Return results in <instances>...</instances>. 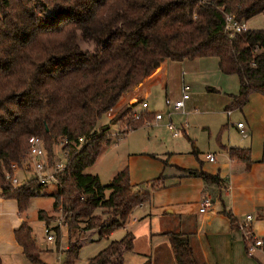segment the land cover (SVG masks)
Returning a JSON list of instances; mask_svg holds the SVG:
<instances>
[{"label":"trees","instance_id":"trees-1","mask_svg":"<svg viewBox=\"0 0 264 264\" xmlns=\"http://www.w3.org/2000/svg\"><path fill=\"white\" fill-rule=\"evenodd\" d=\"M263 10L264 0H0L1 197L17 200L19 212L26 211L45 185L29 178L14 186L6 172L12 163L23 162L31 136L43 139L50 160L55 145L66 140L62 148L68 155L52 194L53 212L63 215L69 234L84 224L85 230L98 229L100 238H108L125 227L134 208L150 195L133 190L128 167L106 185L85 172L110 142L109 126H99V120L162 62L202 57H216L221 72L238 76L231 107L242 109L252 93L264 94V29L248 28L231 37L225 14L246 22ZM128 111L110 122L123 120ZM129 116L123 135L155 118L148 112ZM227 151L231 161L252 162L250 148ZM188 174L220 182L218 174L202 169ZM99 209L107 214L104 220L95 214ZM54 213L40 210L38 215L49 225ZM56 233L59 238L60 229ZM163 234L176 264H205L196 259L187 234ZM14 238L30 262L45 264L28 222L14 230ZM69 240L65 264H74L81 246ZM133 246L134 236L127 231L88 264H124ZM143 264L153 263L149 258Z\"/></svg>","mask_w":264,"mask_h":264},{"label":"rangeland","instance_id":"rangeland-1","mask_svg":"<svg viewBox=\"0 0 264 264\" xmlns=\"http://www.w3.org/2000/svg\"><path fill=\"white\" fill-rule=\"evenodd\" d=\"M246 23L249 29H264V10L247 20ZM82 45L84 48H89L83 43ZM172 62L178 63L175 64L176 77L171 80L169 76V83L164 93L153 101V109L159 110L163 115L164 124L162 126L155 125L153 119L151 124L147 122L138 129L123 135L120 133L121 126L112 123L109 125L110 130L107 131L110 142L103 146L95 163L85 170L86 173L98 175L101 183L106 185L117 171L128 167L133 190L149 194L150 200L144 202L143 206H136L125 225L126 227L114 230L108 238H100L98 229L85 230L84 224H80L76 230L69 234V229L64 224L63 215L56 212L54 213L56 219L49 224L50 227H53L51 234L54 235V239L50 241L45 233L46 222L39 218L38 213L40 210L53 212L52 194L57 191L58 185L49 183L43 186L37 196L29 201L26 211L20 214L21 219L32 227L36 245L41 250L40 259L43 263L65 264L71 237V243L78 242L81 246L74 264H88V261L106 248L112 240H120L127 231L131 232L129 224L134 218L139 219L140 223L153 218L151 225L153 230L163 226L169 227L167 221L174 219L175 216L167 213V207L163 203L169 195L168 189L163 190V180L166 183L167 180L172 179L177 173V167L200 169L203 166L205 169V165H213L205 160L204 155L208 152L217 155L216 151L218 150L216 149H220L218 143L222 137L227 138V133L222 130V125L228 124L229 129H232L234 128L232 124H238L239 119L236 118V115L241 113V109L231 107L230 100V94H236L239 91L238 76L221 72L216 57ZM183 82L190 85L188 91L190 99L186 101L185 107L187 111H183L185 114L171 112L173 103L182 97ZM212 88L216 90L214 91ZM166 95L167 98H165ZM166 99H169L170 105L166 104ZM249 105V122L245 118L240 120L245 126L246 134L248 132L250 136L251 131L253 132L254 153L261 157L264 152V94L255 92ZM230 108H233L231 109L233 114L228 121L226 111ZM136 110L141 112L145 109L140 105L136 107ZM223 115L227 119L216 127ZM129 117L126 116L127 119ZM170 120L174 130L167 127ZM105 121H107V113L102 116L98 125L101 126ZM59 151H61V143L54 147L55 160L66 164V160L62 159V154ZM165 153L167 156L163 155ZM21 166L22 169L28 168L24 166V162ZM22 169L18 173L21 182L34 176L31 170L26 172ZM158 178L160 179L157 183ZM156 191L160 192L153 199V193ZM95 214L100 215L103 220L107 218V214L102 213V209L96 210ZM57 219L58 221L62 219L63 222L57 225ZM56 228L60 229L59 238ZM157 239H160L161 242L157 243ZM154 240L155 250L147 260L150 258L153 264H176L169 237L156 234ZM139 258L141 256L127 252L124 255V264H138L137 259ZM142 260H146V258L144 257Z\"/></svg>","mask_w":264,"mask_h":264},{"label":"crops","instance_id":"crops-1","mask_svg":"<svg viewBox=\"0 0 264 264\" xmlns=\"http://www.w3.org/2000/svg\"><path fill=\"white\" fill-rule=\"evenodd\" d=\"M175 64L178 63L172 61L162 62L142 82L123 93L114 106V110L107 112V121L103 122L101 126L106 128L107 125H111V119L126 108H129L128 116L138 117L146 112L154 115L160 114L159 110L153 109V101L164 93L169 83V76L171 80L175 79ZM183 85H186V83H182V93ZM254 93L251 94L248 103L240 110L241 113L236 115V118L239 119L237 123L242 122L241 118L248 121L249 104ZM231 95L234 94H230V98ZM165 98H167V95ZM189 99L190 95L180 109L172 105L171 110L173 111L171 112L184 113V110L187 111L185 107L186 101ZM144 103H147L146 107L143 106ZM140 105L145 110L137 111L136 107ZM226 113L229 121L233 110L227 109ZM225 119L227 117L223 115L222 120L218 122L216 127L224 123ZM123 121L124 125L122 124ZM127 121L128 119L125 117L113 125L119 124L121 133ZM164 122L163 115L161 119L154 118L155 125L162 126ZM169 122L172 123L171 120ZM232 127L235 129H229L228 124L222 125V130L227 133V138L222 137V140L218 143L220 149H216L218 150L216 151L217 155L210 152L204 155L205 160L213 165H205V169L203 166V169L200 168L209 174H218L220 177L219 183H210L198 175L188 174L189 171L200 169L177 167V173L172 179L167 180L166 183L163 180V190L168 189L167 192L169 193L167 200L163 203L167 207V213L175 216L174 219L167 221L169 227L163 226L153 230L151 228L153 218L146 219L143 223L134 218L130 224L128 223L134 236V246L130 253L146 258V260H142L143 258L137 259L138 264L145 263L147 258L153 255L155 235L161 236L168 231L187 234L194 255L199 262L205 264H264V247L257 249L252 256H249L246 253L244 235L240 229V224L244 222L246 215H253L251 230L258 237L264 238V152L261 157L255 155V142L252 131L249 136L248 132L246 134L245 126L244 133L241 132L237 124H232ZM109 130L110 126L107 131ZM241 146L250 148L251 163L230 160L227 149ZM207 154H211L214 159L210 161L206 157ZM163 155L167 156V153ZM158 192L160 191L153 193V199ZM203 197L210 198L211 206L205 212H200V201ZM46 212L48 214L54 213ZM20 214L17 200L3 198L0 194V257L2 264H34L28 260L14 238V230L24 221L21 219ZM228 214L231 215L233 221L230 220ZM158 242H161L160 239H157ZM156 259L160 260L159 258Z\"/></svg>","mask_w":264,"mask_h":264},{"label":"built area","instance_id":"built-area-1","mask_svg":"<svg viewBox=\"0 0 264 264\" xmlns=\"http://www.w3.org/2000/svg\"><path fill=\"white\" fill-rule=\"evenodd\" d=\"M248 30L247 23L245 21H240L237 19L233 13H226L225 14V31L229 34V36L234 37L238 33H242ZM189 85H183V93L182 98L178 101L173 103V106L177 109H180L184 106V101L189 98ZM167 105H170L169 99L165 100ZM144 107L147 106V103L143 104ZM114 107H112L109 112H112ZM156 119H161L162 114L157 113L155 115ZM237 126L240 128L241 132L244 133V125L243 123H238ZM167 127L170 130H174V126L171 122L167 124ZM177 134V133H175ZM80 141L82 138L79 139ZM61 151L59 153L62 154V159L66 160L68 155V150L63 149L62 147L67 143L66 140L61 141ZM206 157L212 161L214 158L211 154H207ZM24 162V166L28 167L27 169H22V164ZM21 164L19 163H12L10 166V170L6 172L5 178L8 182L12 185L17 186L22 182L19 179L18 173L22 169V171L28 172L31 170V173L34 174L32 178H36L37 183L41 185H47L49 183H56L59 184L58 174L64 169L66 164L61 163L60 161H56L54 159L50 160L47 149L45 147L44 141L39 136H31L29 138V148ZM28 164V165H27ZM27 178L26 180H28ZM211 206V200L209 197H203L200 201V212H205ZM252 215H246L245 221L240 224V229L244 235V241L246 246V253L249 256L254 254V251L257 249H262L264 247V238L258 237L252 230H251V222H252ZM58 221V219H57ZM63 221L59 219L57 222L61 224ZM53 227L50 225H46L45 233L47 234V239L52 241L54 239V235L51 234V230Z\"/></svg>","mask_w":264,"mask_h":264}]
</instances>
